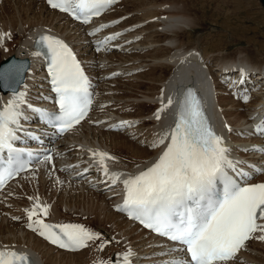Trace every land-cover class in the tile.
<instances>
[{
	"label": "snow or ice",
	"instance_id": "obj_1",
	"mask_svg": "<svg viewBox=\"0 0 264 264\" xmlns=\"http://www.w3.org/2000/svg\"><path fill=\"white\" fill-rule=\"evenodd\" d=\"M47 2L53 9L87 24L117 0ZM118 23L119 20L100 24L89 35ZM120 35L122 33H112L98 41L97 50ZM5 38H11V34L0 32V43ZM40 40L48 49V71L58 97L59 115L50 117L44 109L30 104L27 107L58 127L60 132H65L79 124L88 113L90 81L67 43L50 35L41 36ZM160 99L161 106L155 113L157 120L173 103L169 97L165 104L163 93ZM26 103L25 93H16L0 108V152L7 150L8 153V167L0 170V186L26 167L18 155L22 150L14 147L23 116L22 107ZM129 123L122 121L110 127H124ZM255 130L264 134V120L255 126ZM161 145L165 147L151 166L123 179L125 194L122 204L116 208L145 228L184 246L182 250L190 254V260L171 258L163 264H227L237 257L246 242L251 239L264 241V183L249 184L246 180L241 183L236 179V176L247 178L252 173L240 166L243 162L230 158V149L224 144L223 137L209 125L200 100L191 90L179 106L174 126L170 131L162 132L150 146L157 148ZM92 155L100 165L99 170L116 184L122 174L109 173L106 163L116 158L100 151ZM51 159V155L45 157L49 162ZM251 167L256 172L264 171ZM218 183L222 184V191L217 189ZM49 208L50 205L41 204L37 197L32 207L25 211L28 227L50 243L77 251L98 239L99 234L80 224L46 223L40 217H46ZM104 243L100 244L101 249ZM131 256L132 251L127 250L123 262L116 261L115 264H131ZM29 260L25 253L8 247L0 249V264H28Z\"/></svg>",
	"mask_w": 264,
	"mask_h": 264
},
{
	"label": "bare ground",
	"instance_id": "obj_2",
	"mask_svg": "<svg viewBox=\"0 0 264 264\" xmlns=\"http://www.w3.org/2000/svg\"><path fill=\"white\" fill-rule=\"evenodd\" d=\"M13 1H15V3H18L19 5H23V6L25 3H29V5L26 7H23V6L21 7L17 4H15V5H13V4L5 5L4 4L2 7V9L4 11H6L8 14H10V13L12 14V12H15L17 10L19 11L18 15H19V19H20V24L22 25V30L20 31L19 38L22 41L16 47H13L14 44L12 45V42L8 43L5 40L6 39L5 38L3 40V42L0 43V52L3 55H5V54L7 55V53L9 55V53H10L13 56H15L16 58H19V59H25L26 58V59H29L31 61L30 72H28L26 74L25 80H24V82L29 85L31 82L37 81L38 77H40V75L33 74L35 72V70L38 68V66L40 65V57L38 55V52L35 50L36 48L34 49L32 47L33 38H34L35 34H37L39 31H41L44 25H48V26L52 27V28H50L52 33L63 36L62 33L64 31H62V30H65V26H62L64 29H60L59 26L58 27L54 26L53 22L56 21L58 18H60L61 15L56 13L55 11L48 10L46 8V6L44 5L43 1H35V0H13ZM247 1H249V0H241V1L240 0H126L124 2V4H125L124 8H127V10H129V11L130 10H132V11L139 10L140 11V13L138 14L139 21L142 20L143 21L142 23L145 22V25H143L141 27L137 26V27H140V29H139L140 32L146 31V34L144 35L143 41L141 43H139V44H141L142 47H145L146 51L143 54L138 55V56H140L139 58L141 59V62L139 64L145 63V65H148V69H146L142 74H132L130 76L131 81L129 80L130 83H126L127 85L122 87V88L125 87L126 90L130 89V91L126 92V90H125L124 92L127 94L123 93L120 96L118 94L115 96L120 97V98H123V97H132L133 98V97L139 96L138 94H140L141 97L144 99H142L140 102H137L136 104H134V107L140 108L142 110H144V108L146 109V108H150V107H152V109L150 110V112H147L145 114H143V112H144L143 111V112H140L141 114L140 113L139 114L136 113V115L134 114V116H142V115L146 116L147 115L146 118L150 117V119H148V120H150L152 124L160 126V123L157 122V120L154 118V115L151 114V112H153L154 108H156L158 106L157 102H161L160 94L163 93V101L166 104V99H167L169 90L170 91H174V90L181 91L182 87L188 83V81H189L188 79L182 78L183 74L188 73L190 71H191V73H205V71H200L198 66H197L196 61L201 60V59L196 52L197 49H194V48H196V46L194 44L190 43L188 40H186L187 37H189L187 34V32H188L187 30L190 31L193 28H197L198 26H201L202 22L204 24H206L204 21H202L203 18L206 19V22H208L209 20H213L212 18L214 16H216V19L219 18L220 16H221V18H226L228 16V14L224 15V8L228 5H230V3H232V5H233L232 6V8H233L232 12H231V10H230V12L231 13L239 12L241 5L243 3H246ZM37 3H38V5L40 4L39 8H41V9H40L39 13L34 14L33 12H36V11L32 10L31 6L33 4L36 5ZM128 7H131V8L129 9ZM228 8H229V6H228ZM41 10L47 11L46 13H48V15H50L49 16L50 17L49 23H47L48 18H49L48 15L46 17L42 13ZM127 10H125V11H127ZM225 13H228V12L226 11ZM12 15L14 17V14H12ZM5 19H6V17H5ZM1 20H3V19L1 18ZM44 21H47V22H44ZM227 21L228 20L223 19V23L226 24ZM17 22H19V21L17 20L13 24H8V21H6V23H7L6 26L10 25L12 27H16ZM39 23L41 25H39ZM134 23L139 24L138 21L134 22ZM66 24H64V25H66ZM69 24H71V23L69 22ZM125 24H128V23H125ZM6 26H5V24H4V26L2 24H0V32L10 33L12 39H14L15 38V32L13 31V29H11V27H6ZM23 27H24V29H23ZM137 27H136V29H137ZM18 28H19V26H18ZM77 29H79V28L77 27ZM133 30L134 29L127 30L126 33H127L128 37L133 36V34L138 31V30H136L133 32ZM64 37L66 39H68V38H71V35L65 34ZM82 37L85 39L84 35H82ZM238 40H240V39H238ZM217 41L219 42V40H217ZM206 44L213 46L215 50L223 49L222 43L217 44L216 42L209 41ZM149 45H154V47L149 48ZM84 46L88 47L86 44ZM248 52H251V51H248ZM90 54H91V58H94L95 60L97 59V56L99 55V54L98 55L93 54L91 49H90ZM181 56L184 57L185 62L181 61ZM82 57L85 58L84 56H82ZM251 57H253V56H251ZM231 58L232 57H224V56L213 57L212 61L210 60L211 61L210 65H208L209 72L212 76L215 77V73L218 70L220 72V74H223V76L221 77V80H223V81L225 80L226 83H228L230 86H232L236 90V92L240 93V92L244 91L245 88H248V82L244 81V82L240 83L239 77H240V74L244 75L246 72H249V69L246 68L245 65H243L244 63L249 64V62L244 61L245 57H243L244 59H242V60L241 59L238 60L235 57H234L235 59H231ZM249 59H250V61H252V59L250 57H249ZM253 62L254 63H251L250 65L256 66L257 68L261 64H264L263 59L262 60L256 59ZM223 64H226V65H223ZM134 65H135V67L137 66V64H131V65H129V67H133ZM233 65H235V66L243 65L244 66V67L239 66L240 72H241L240 74H238V73L232 74L229 71L226 72V70L231 69V66H233ZM174 66H176V67L173 68ZM220 69H222V70H220ZM241 70H243V72ZM225 72L230 73V74L226 75ZM262 73L264 75V70H262ZM258 74H260V73H258ZM133 77L136 78V80H132ZM258 78H256L254 80L259 85V88L255 91L256 96L253 93L252 96H255V97H253L252 100L246 105L252 106V108L254 110L255 109L260 110V108H262V110H264V76L261 77L260 80H257ZM213 84H214V81H213ZM228 84H226V86ZM249 85L251 86L252 84L249 83ZM128 86H130V87H128ZM144 87H145V89H143ZM21 89H23V87ZM10 94L11 93H9V92L3 94L2 91L0 90V99L5 98L7 95H10ZM218 100L221 102V104L219 106L221 108L224 107V112H223L224 115L233 114V112H229L228 110H226V108H228L227 107L228 105H229V107L232 108V107H236L237 105L239 106L241 104V103L235 102V100L231 99L230 96L224 97V96L220 95ZM173 101H177V98L176 97L173 98ZM166 110H167V108L161 113V116H163V114ZM254 110H252V111H254ZM237 115H239L240 118L243 117L245 119V123H247L248 130L251 132L250 127L253 126L254 122L248 123V121L251 119V118H249L248 115H251L252 118L254 119V121H257L260 118V115L263 116L264 114H258V116H255V115H252L250 113L238 112ZM108 117H110V116L108 115ZM145 121H147V119ZM218 126H220V125H218ZM92 131H95V130H92ZM95 132H97V131H95ZM129 132H127V133H129ZM97 133L98 134L101 133L100 136L98 137L100 140L99 143L101 145H104L105 147H107L108 150L110 152L114 153L116 156L119 155L120 163L122 166L129 167V166H132L133 163L134 164H141V163L147 164L150 161V160L147 161L146 159L149 158L153 152L149 151L146 147L139 145L137 143V141L130 140L129 137H127L121 133H117V132H110V131H100L99 132L98 131ZM98 134H96V135H98ZM85 136H86V134H85ZM75 139H73V140H75ZM68 141H69V138L67 140L65 139L64 143L65 142L67 143ZM68 146H70V145L69 144L66 145V147H68ZM121 154L129 155V156H127V158H130V159L134 158V159H136L135 160L136 162L131 163V162H128L126 160L121 159V157H122ZM33 172L34 171H30L25 176H27L28 174L31 175ZM43 177H44L43 182L44 183L46 182L47 185L49 183L50 188H51V184L54 183V180H51V178H49L47 176H43ZM21 181H23V180H20L18 182L20 183ZM35 182L37 183L36 180H35ZM40 182H42V180ZM54 184H55L54 187L56 188L57 182H55ZM49 185H48V187H49ZM74 190H75V188H74ZM76 190L79 193V190L78 189H76ZM87 191H88V194L90 195L89 198L92 201V205H91V209H90V215H92L95 219H98V217L101 215L100 212H101L102 205H104V204L107 205V203L109 202V200H106V198H107L106 194H108L110 192H106L102 195L100 194L101 196L100 195L99 196L101 197L102 200L99 202L97 194L92 193L89 190H87ZM76 196H78V198H79L80 193L78 195L76 194ZM62 197L63 196H61L60 199H58V201L55 202V210L56 211L62 205V202H63ZM72 197L74 198V196L69 195V200H72ZM43 199H45V200L51 199L53 201L52 196L46 197V194H44ZM111 203H113V201H111ZM71 205H72V202L67 201V199H66L65 200V206H67L68 209H70ZM109 210L107 212V214L109 216L112 214H115V217L116 216H118V217L122 216L121 213H115V212L111 213V210L110 211ZM52 214H53V212H52ZM109 216H108V218H109ZM106 221H108V220H106ZM122 221H124L125 225H128V223L133 224L131 221H128L126 219H123ZM133 225H132V227H133ZM9 226H11V225H9ZM15 226H17V225H15ZM133 229H134V227H133ZM137 230H139V229L137 228ZM129 231H130V229H129ZM131 231H132V229H131ZM141 232L143 234H145L143 231H141ZM22 233H24V231H22ZM26 233H29V232H26ZM125 233H127V232H125ZM127 234H129V233H127ZM33 238H34L33 243H31L29 240H26L25 244L22 245L21 241L19 240V241H16V244L19 247H21L22 249H24L28 252H31V253H32L31 248H33L34 250L37 249L38 251H41L39 249V245L40 244L43 245L44 243L41 240H39L38 238H35L34 236H33ZM5 242H13V239L12 240L11 239L5 240ZM149 242L152 243L151 245L153 246L152 247V249H153L154 245H156V243L158 241L154 240L153 237H149ZM132 244L135 245V243H132ZM143 244H145V243L140 241V243L138 245H135V248L141 247V246H143ZM44 246H46L49 249V251L50 250L55 251V252H58L59 254L64 255V256H70V257L71 256H75V257L78 256L79 257V259L77 258L78 261H76V262H73V261L71 262L69 260V264H85L87 262V259L86 260L83 259V255L87 256L86 251H81L80 253H77V252L66 253V252L56 251L55 249L53 250L52 247L47 246L45 244L43 245V248H44ZM44 250H46V249H44ZM39 253H40V259H38L39 255L37 257V256H35L36 254L34 255L32 253L36 258L37 264H56V260H55L56 257L52 256L54 258V260H53L51 255H49L51 253H46L44 251L39 252ZM247 256L252 258L257 264H259V263L264 264V244H260V249H258L257 253L249 252V253H247ZM38 260H40V261H38Z\"/></svg>",
	"mask_w": 264,
	"mask_h": 264
},
{
	"label": "rangeland",
	"instance_id": "obj_3",
	"mask_svg": "<svg viewBox=\"0 0 264 264\" xmlns=\"http://www.w3.org/2000/svg\"><path fill=\"white\" fill-rule=\"evenodd\" d=\"M38 3L36 5L33 4L31 6L32 10L36 11V12H33L34 14L35 13L36 14L39 13V11L41 9V8H39L40 4L38 5ZM7 4H13V5L17 4V5H19L18 3H15V1H13V0H10ZM28 5H29V3H25L24 6L23 5H19V6L26 7ZM230 5H228L229 8H228V6H226L224 8V15L228 14V16L226 18H221V16L220 17L218 16L219 18L216 19V16H214L212 18L213 20H209L208 22H206V19L203 18L202 21H204L206 24H204L202 22L201 26H198L197 28H193L190 31L187 30L188 31L187 34H188L189 37H187L186 40H188L190 43L194 44L196 46V48H194V49H197V50L199 49V51L204 56H206L209 60H212V58L215 57V56L232 57L231 59H235L236 58L238 60L239 59L242 60V59H244L243 57H245L244 61H248L249 64L254 63L253 61L256 60V59H261V60L263 59L264 60V7L262 6L260 0H249L246 3H243L241 5L240 11L236 12V13H231L232 9H233L232 8L233 5H232V3H230ZM124 6H125V4L121 5V7H119V9L122 8L121 10H123ZM2 7H3V5L0 7V12H1L0 13V20H1V18L3 20L0 21V24H2L3 26L5 24V26H6L7 25L6 21H8V24H13L17 20L19 21V22H17L16 27H12L10 25L6 26V27H11V29H13V31L15 32V38L13 40H12V38H7V42L8 43L12 42V45L14 44L13 47H16L22 41L19 38L20 31L22 30V25L20 24V19H19V15H18L19 11L16 9L17 11L12 12V14H14V17H13V15L11 13L8 14L6 11H4L2 9ZM128 8L130 9L131 7H128ZM124 10H127V8H125ZM230 10H231V12H230ZM41 11L47 17V15H48V13H46L47 11H45V10H41ZM127 11H129V10H127ZM130 11H132V10H130ZM226 11L228 13H225ZM131 13H137L136 17H132V19L129 22L127 21L126 23L137 22L138 21L139 24H140V23L143 22L142 20L139 21V19H138V17H139L138 14L140 13L139 10H134ZM49 16L50 15H48V17ZM5 17H6V19H5ZM223 19L228 20L226 22V24L223 23ZM49 20H50V17L48 18V22L47 21H44V22L49 23ZM56 21H54V23L58 24L59 27L60 26H66V25H64L65 23L62 20H58L57 22ZM18 26H19V28H18ZM140 27H139V29H140ZM23 29H24V27H23ZM138 31H140V30H138ZM238 39H240V40H238ZM217 40H219V42ZM209 41L216 42L217 44L218 43H222L223 49L215 50L213 46H210V45L206 44ZM248 51H251V52H248ZM0 54H1L0 55V62L5 57H7L9 55H12L10 53H9V55H8V53H7V55L6 54L3 55L1 52H0ZM251 56H253V57H251ZM249 57L252 59V61H250ZM136 61H138V60H136ZM144 65H145V63H144ZM144 71H142L140 73H137V74H142ZM132 80H136V78L133 77ZM126 83H130V81L129 82L128 81H120V82H117V85L126 86L127 85ZM226 84H228V83H226ZM128 87H130V86H128ZM121 89H124V91L126 90L125 87L124 88L121 87ZM143 89H145V87ZM129 91H130V89L126 90V92H129ZM253 93L256 96V92H253ZM124 94H127V93L124 92ZM115 95H117V94H115ZM118 95L120 96L122 94H118ZM138 95L139 96H136V97H133V98L137 102H140L144 98H142L140 94H138ZM255 96H252V98L255 97ZM252 98H251V100H252ZM217 101H218L217 103L220 105L221 102L219 100H217ZM235 102L239 103V101H235ZM248 103H246V104H248ZM132 104L134 105L136 103L133 102ZM246 104L243 105V106H245V108H248V111H246L245 113H250V114L255 115V116H258V114H264V110H262V108H260V110L259 109H255L256 110L255 111L252 108V106L246 105ZM227 107H228V109L226 108V110H228L229 112H233L234 114H230V115H224L223 114L224 116H229V117L231 116L230 118L224 119V120L229 122L231 125L232 124H236L238 121L240 123H243V124L245 123V119L243 117H241L242 118L241 119L239 117V115H237L238 112L235 113V110L233 109V107L231 108V107H229V105ZM135 108H136L135 115H136V113L139 114L140 112H143V111H144L143 114H145L147 112H150V110L152 109V107L146 108V109L144 108V110H142L140 108H137V107H135ZM252 110H254V111H252ZM260 116H262V115H260ZM100 134L101 133H99L97 136L99 137ZM99 141L100 140H98V142ZM102 146H104V145H102ZM33 173H34V175L36 174L35 171ZM33 173L30 176H32ZM38 177H39L38 179H35L36 177H33L34 182H35V180L37 182L41 181L42 178H44V177H41V176H38ZM23 181L20 182L19 187H26V184L23 183ZM45 184H46V182H45ZM48 185H49V183H48ZM48 185L46 186V192H45L46 197H50L48 195H51V191L49 190L50 189V185H49V187H48ZM40 188H42V186H40ZM76 189H77V187H75V190L71 188V191L64 190L63 192H62V189H60L58 191V193H60V194H59V196H57V201H58V199H60L61 196H63L62 197L63 201H65L67 199V201L73 202L74 206H78L81 211L82 210H84V211L87 210V212H89L90 210L88 209V206H90V209H91V205H92L91 199H90V202H88V201H86V198L85 199L83 197L82 198L81 197L78 198V196H76V194L78 195L79 193H80V195L81 194H85V193L87 195H89L88 191L87 190H85V191H80L79 190V193H78V191ZM95 194H97V193H95ZM69 195L74 196V199L72 197V200H69ZM97 197H98V201L100 202L102 199L99 196V194H97ZM54 203L55 202H53V204ZM103 206L104 205H102V207ZM71 207H72V205H71ZM102 207H101V212H100V213H102L101 221L100 220H94L91 216L89 217L88 214H85V215H87L86 219L91 220L92 221L91 224L95 225V226H96V224H99V223L103 224L102 226L105 225V227H107L110 232L115 233L117 236H121V234L123 232L124 235L126 234L125 237H127L130 234L129 236L131 238L132 237L134 238V239L132 238L133 241L137 240V237L140 236V233L138 232L139 230H137L136 226L133 225V227H134V229H133L131 223H128V225H125L124 221H122L123 219L121 217H118V216L115 217V214H112V215L109 216L107 214L109 209L104 208L102 210ZM67 209H68V207H67ZM55 212H56V210H55ZM108 216H109V218H108ZM4 220L5 219L2 216H0V222L2 221L1 227H0V232L1 233L5 232V234H4L5 238L4 239L8 240V239H10L9 237H12L11 240L13 239V241H15V242L20 240L22 245L25 244L26 240H29L31 243L34 242V238H33V236L31 234L26 233V232L22 233V231L20 229L19 230L21 232L18 229H14V228H17V226H15L14 223L9 222V221L6 222ZM106 220H108V221H106ZM9 225H11V226H9ZM102 228H104V227H102ZM127 228H129L130 231L132 229V231L130 232L129 230H126ZM9 231H12V232H9ZM125 232H127L129 234H127ZM137 232H138V235H137ZM136 235H137V237H136ZM4 239L2 240L3 242H5ZM132 243H135V245H138L140 243V241L138 240V241H135V242H132ZM124 244H125V241H121L120 239H118V242H117L118 247H121L122 245L124 246ZM43 245L42 244L39 245V249L41 251H38L37 249L34 250L33 248H31L32 249V253L34 255L36 254L35 256L38 257V255H39L38 259H40V253L39 252H43V251L46 252V253H51V254H49V255H51V257L52 256L56 257L55 258L56 264H69V260L71 262L72 261L76 262L79 259L78 256H76V257L75 256H71V257L70 256H64V255H61L59 253H56L55 251L54 252L51 251V250L49 251V249L46 246H44V248H43ZM252 245H254L253 246V250L255 249V251H258V249H260V244L252 243ZM44 249H46V250H44ZM86 254L88 255L87 252H86ZM53 257H52V259L54 260ZM83 259L86 260L88 258H87V256L83 255ZM38 261H40V260H38Z\"/></svg>",
	"mask_w": 264,
	"mask_h": 264
},
{
	"label": "water",
	"instance_id": "obj_4",
	"mask_svg": "<svg viewBox=\"0 0 264 264\" xmlns=\"http://www.w3.org/2000/svg\"><path fill=\"white\" fill-rule=\"evenodd\" d=\"M264 6V0H260ZM19 60L15 58H9L4 61L0 66V85L4 89L7 87V83L9 80H15V87L21 82L23 73L25 70V65L21 68L17 69V65L19 64ZM18 70V71H17Z\"/></svg>",
	"mask_w": 264,
	"mask_h": 264
}]
</instances>
